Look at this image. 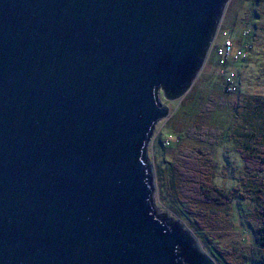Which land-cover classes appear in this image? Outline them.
Wrapping results in <instances>:
<instances>
[{"label":"water","instance_id":"95a60500","mask_svg":"<svg viewBox=\"0 0 264 264\" xmlns=\"http://www.w3.org/2000/svg\"><path fill=\"white\" fill-rule=\"evenodd\" d=\"M228 2L0 0V264H215L148 144Z\"/></svg>","mask_w":264,"mask_h":264},{"label":"trees","instance_id":"16d2710c","mask_svg":"<svg viewBox=\"0 0 264 264\" xmlns=\"http://www.w3.org/2000/svg\"><path fill=\"white\" fill-rule=\"evenodd\" d=\"M229 9L232 27L240 28L234 42L248 43L261 36L264 41V0H229L225 11ZM258 59L251 71L264 73V57ZM234 70L235 95L219 87L205 92L209 77H201L200 72L178 106L170 104L173 110L166 120L169 133L165 135L169 141L165 144L162 138L157 139L152 154L155 190L161 204L193 231L215 260L221 264H264V94L243 88L244 77ZM216 72L222 77L219 69ZM225 141L242 162L233 168L235 184L231 188L214 181L215 175L227 174L226 162L219 163L214 153ZM168 145L173 149L170 154L165 153ZM234 197L249 202L243 210L247 227L256 224L251 236L257 248L252 255L235 244L228 247L221 243L235 230Z\"/></svg>","mask_w":264,"mask_h":264},{"label":"rangeland","instance_id":"374dc122","mask_svg":"<svg viewBox=\"0 0 264 264\" xmlns=\"http://www.w3.org/2000/svg\"><path fill=\"white\" fill-rule=\"evenodd\" d=\"M231 10L229 9L228 11L223 12V16L218 24V28H217V32L215 34V37L213 39V41L210 44V47L212 48L213 45L220 43L223 40V35L221 34L222 30H224L228 36H230V38L232 39V41L234 42V38L236 39V34L238 33V31L240 30L239 27L235 26L232 27V16L230 14ZM262 37V36H261ZM261 37H257V38H253V39H249V42L247 43L248 45V56L245 60V62H240L237 63V61H233V60H229V64H228V68H237L239 71L240 76L244 77V80L241 81L243 83V88L247 89L249 91H258L261 94H264V73L262 71L259 70H255L256 72H252L251 68L253 66L254 62H257L258 56L264 57V55H258L261 54L262 51L264 50V41L261 40ZM236 44V42H234ZM264 54V51L263 53ZM255 64V63H254ZM217 65H216V59L214 57V54L211 51H209V55H207L206 60L204 62V65L202 67V69L200 70L203 78H205L206 76L209 77V79H207V84H205V86L203 87L205 90V92L210 91L212 88L215 90H218L217 88L219 87L221 91H223L225 89L224 87V78L223 76L220 77V75L217 74ZM238 70L236 72H238ZM238 74V76H239ZM259 75V76H258ZM237 79L240 80V76ZM200 79V78H199ZM198 79V80H199ZM220 83V84H219ZM216 86H215V85ZM220 86H217V85ZM214 86V87H213ZM211 87V88H210ZM234 90H227L225 89L223 92L226 93H230L232 94ZM233 95H235L233 93ZM181 99V98H180ZM180 99L178 100H174V101H167L166 99H164V97L162 96V94L160 93V100L162 103L166 104L169 107V115L163 119H161L160 121L157 122L154 131H153V135L151 136V139L149 141L148 144V156L151 160L152 163V167H153V173H154V162L152 160L153 157V149H155L156 147V140L159 138L165 139V135L167 136V133H169V129L168 126H166V120L168 119V117L170 116L171 112L173 109L170 108V104L171 106H173V108H176L180 102ZM231 143L229 141H225L223 144H221L219 147L214 149V153H215V159H217V161L219 163H223L226 162L228 169H227V174L225 176L222 175H215L214 177V181L215 183L225 186L226 188H231L234 184H235V178H234V170L233 168L236 166H241L242 162L241 159L239 157V155L231 148ZM229 150V151H228ZM173 149H172V145H168L165 149V153H172ZM225 164V163H224ZM154 181H155V175H154ZM156 189V188H155ZM154 203L156 208H158L160 211H167L169 213V215H171L172 217L178 218L176 215H174L173 213H171L163 204H161V201H159V198L157 197L156 194V190L154 193ZM249 202L246 200H241L238 197H234L232 199V219L235 223V230L233 232L230 233V235H228V239H225L223 242H221L222 244L231 247L233 246V244L239 246L238 250L248 254V255H252V253L255 251V249L257 248L256 246V242H254V238L252 234V229H254V227H247L248 226V222L245 221L243 219V210L246 208V205ZM179 219V218H178ZM180 220V219H179ZM184 226L186 228H188L191 233L193 234V236L196 238L201 250L203 252H205L207 255H209L215 262V264H221L220 261L215 260V258H213L210 255V252L208 251V249L204 247V244L201 243V241H199V239L197 238V236L193 233V231L184 224ZM250 228V229H249Z\"/></svg>","mask_w":264,"mask_h":264},{"label":"built area","instance_id":"2783aa9c","mask_svg":"<svg viewBox=\"0 0 264 264\" xmlns=\"http://www.w3.org/2000/svg\"><path fill=\"white\" fill-rule=\"evenodd\" d=\"M221 34L223 35V40L210 47L212 50L216 61L218 62L219 73L223 76L224 87L225 89L231 91L236 89L237 83L235 81V70L233 68H226V65L229 64V60H239L245 59L248 56L249 50L246 42L243 43H234L230 36L222 30ZM169 138H165L164 142L167 144Z\"/></svg>","mask_w":264,"mask_h":264},{"label":"clouds","instance_id":"9594fccd","mask_svg":"<svg viewBox=\"0 0 264 264\" xmlns=\"http://www.w3.org/2000/svg\"><path fill=\"white\" fill-rule=\"evenodd\" d=\"M164 140V139H163Z\"/></svg>","mask_w":264,"mask_h":264}]
</instances>
